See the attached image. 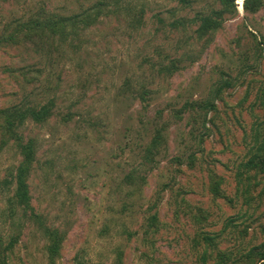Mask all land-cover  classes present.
Listing matches in <instances>:
<instances>
[{"label": "rangeland", "instance_id": "374dc122", "mask_svg": "<svg viewBox=\"0 0 264 264\" xmlns=\"http://www.w3.org/2000/svg\"><path fill=\"white\" fill-rule=\"evenodd\" d=\"M243 2L202 40L196 15L220 9L219 0H0V109L55 101L46 122L16 131L37 145L32 206L66 233L58 264H256L264 175L245 165L262 114L264 8L249 13ZM97 7L98 22L77 34L44 27ZM32 19L42 25L22 32ZM206 100L217 110L204 120L189 107ZM159 129L157 164L143 166ZM4 130L0 114V184L22 160ZM7 184L0 240L19 236L8 264H46L38 223L15 229L1 213L14 191ZM154 213L159 228L146 234Z\"/></svg>", "mask_w": 264, "mask_h": 264}, {"label": "trees", "instance_id": "16d2710c", "mask_svg": "<svg viewBox=\"0 0 264 264\" xmlns=\"http://www.w3.org/2000/svg\"><path fill=\"white\" fill-rule=\"evenodd\" d=\"M221 4L220 9H215L208 14H197L195 22L197 23L196 34L199 39H209L211 38L219 29L222 28L224 22L230 17L237 14L238 9L236 6L237 0H219ZM244 10L249 13H257L262 8H264V0H244L243 2ZM95 16L91 13H87L85 16H74L71 18H60L57 22L51 20L49 23L45 24L44 27L50 28V34L56 35L59 31L64 33L66 27L73 28V32L77 34L79 29H88L95 25L100 16L101 8H95ZM40 20L32 19L24 24L22 27L28 32H35V28L41 26ZM24 32V31H22ZM225 88L233 86V83L224 82ZM223 86L219 87V90L215 94L214 100L219 97ZM214 100H206L205 104H192L189 109L193 110L196 107L198 116L207 117L208 114L216 112L217 107ZM259 109L262 114L259 115L261 122L255 129L256 136L254 134L252 140V147L248 150L249 161L246 163V169L255 171L260 175H264V96L259 99ZM55 108V101H49L48 104L38 106V105H24L21 107L13 106L6 109H0L1 117L4 120V132L10 137V139L16 143L19 149L20 156L22 157L21 163L18 166L12 182L6 181L0 185H6L9 187L11 183L14 185L13 195L9 197L7 201V207L1 213L2 215L8 214V219L11 225L15 228H19L17 225L18 220L27 222H37L39 229L45 231L46 238L48 240L47 246L45 248L46 252V264H58L61 259L62 247L65 241L66 233L60 230V228H51L46 226L45 220L42 215H38L32 206V198L30 194L29 180L33 171V166L36 161L37 145L34 140L29 142H23L22 138L18 136L17 131L18 126L24 124L27 120L31 119L37 123L46 122L53 114ZM202 112V113H201ZM201 113V114H200ZM205 125V121L203 123ZM257 130V131H256ZM165 143V138L162 133V129L156 132V136L153 138L151 145L147 149V154L145 159L148 163H144L143 166L155 167V157L160 153L162 145ZM244 166V165H242ZM215 175L212 170L208 171V174ZM138 173L133 172L129 174L126 178L131 181L130 187L136 185ZM136 179V180H135ZM145 177H141L138 182L144 183ZM211 192L215 195H220V184L215 182L214 186H211ZM134 193V192H133ZM151 211H155L152 209ZM21 215V216H20ZM6 222V221H5ZM24 223V224H25ZM24 224L22 226H24ZM160 225L159 216L157 213L150 216L145 222V228L147 229L146 234L153 233L155 229H158ZM19 240V236H14L8 245H4L0 240V264H8L9 255L14 249L15 245ZM252 261V259H249ZM255 260V259H254ZM115 264H122V260L119 259ZM256 264H264V250L258 252V258L256 259Z\"/></svg>", "mask_w": 264, "mask_h": 264}]
</instances>
